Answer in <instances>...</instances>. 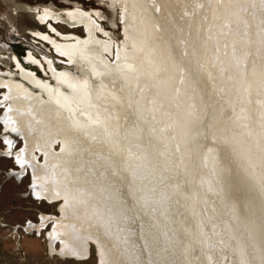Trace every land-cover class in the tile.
Returning <instances> with one entry per match:
<instances>
[{
	"label": "rangeland",
	"instance_id": "rangeland-1",
	"mask_svg": "<svg viewBox=\"0 0 264 264\" xmlns=\"http://www.w3.org/2000/svg\"><path fill=\"white\" fill-rule=\"evenodd\" d=\"M177 1L183 3V5L185 6L190 7L188 12L190 18L187 19L185 17L184 11H180V12L176 11L175 13H172L171 14L173 15L172 20H175L176 22L177 21L184 22L185 28L183 27L181 32H179L180 29H178L177 26L172 25L169 27L170 32L163 34L165 36L163 40H166V37L168 39L169 37H175L174 52L177 55L179 54L178 57L179 63L175 62V66H176L175 77L174 79H172V76L168 77L170 79L168 81L171 84L169 85L173 87V89H177L179 87L181 89L180 84L184 75L188 74L189 72L194 73L195 83L187 88V90H189V88L191 90L189 92L186 91V95H184L182 103L184 105L188 104V106L192 110V113H195L192 114L191 116L193 121H197L195 128H193L194 131H192V134L205 135L206 133L207 139L205 143L200 146L198 152L190 157L191 160L188 159V161L186 162L187 164L190 163V166L189 165L187 166L186 164H185L186 167L184 166V164L183 166H180L182 165L181 154L183 151L180 148H178L177 145L173 144V140L175 139L174 137L175 134L172 127L174 126V123L176 121L175 117L173 116L174 111L168 109L165 110L163 113L155 112L156 113L155 114L154 112L152 113L153 110L152 111L149 110L147 114H143L144 116H146L145 118H147L145 121L147 123L143 122L144 124H140V122L142 123L141 118H138V116H131L134 112H132V110L130 109V112L132 113L131 115L128 116L129 119H127V126L130 129H138L139 126L140 128H142V132L144 131V134L149 135L148 139L144 140L141 139L138 134L131 135L130 133L131 136H134V140L132 137L131 140H129L130 135L128 139L126 137L125 140V135L121 133H115L116 135L119 136V137L117 136L118 140L122 141L124 139L126 141L125 142L123 140L125 145L124 148L122 150H119V152L117 153L107 150V153H105L103 156L107 158L108 157L111 158L114 156L119 161H122V158L126 157L124 155L130 154L128 157L132 158V156L138 157L142 154L145 156V160H146L145 163L147 161L148 163L146 164L143 163L141 164L140 167L139 165H137L136 167L135 164V168H134V164L130 165L128 163L130 167L129 165H127L129 167L127 168L130 170L126 168L128 175L126 177V183L124 188L121 186L120 182L117 183V186H119L118 188L119 193L121 192L125 196L127 207L125 206L124 207L126 209L122 206L119 208L116 207L115 210H111L109 206H105L104 207L105 210L103 209V214H104L103 218L106 219L104 221L105 223L103 222L104 227L103 225H101V223H99L96 226L95 224L92 223V233L93 235L95 234L98 235L99 238H101L100 241L102 243L103 241H105V244L103 243V245L106 249L107 255L109 257L111 256L110 259L112 261L114 260L112 264H127V263L135 264L136 262L137 264H157V263L172 264L174 262H175L174 264H185V263L235 264L236 254L245 258L247 262H250L249 260H251L252 257L249 253V251L251 250H248L247 247L248 239H254L253 237L255 236L257 237V239L258 238L264 239V214L260 216V220L263 221L262 222L263 225L261 223V228H260L261 231L258 232L255 231L256 232L255 233L253 230H249L250 232L248 237L246 236L243 237L242 235L237 234L238 232L235 231V229L232 227L235 226L233 224L234 221L233 215H235L237 211L234 205L232 204V202L229 201L228 203L225 200L224 191L226 190L225 187L228 185L229 181H232V184H234L235 188L243 187L245 185V181L244 179H236L235 177L236 170H233V173L231 177L228 178V180L222 178L217 172L218 169H216V167L213 165H215V156H216L215 151L217 147L219 148L218 144H220L221 141L224 142L225 138H227L231 142L229 149H233L236 148L237 145H253L255 144L256 140H258L257 137H259L257 133L255 134L253 133V135L252 133L251 134L248 133L247 136L248 131L246 130H248V128L245 126L242 127L240 125L244 122L243 119L241 118V113H242V109L245 106V100L235 95L234 91L236 85H238V76L233 72L235 70L233 69V67L235 66L239 70L240 67L245 68L248 67L249 64L252 65V62H254V64L261 63V65L263 63L264 65V42L262 43L261 41V39L264 36L261 38V34L263 33H260V32H264L263 30L264 12L261 11L262 9H264V5L263 8L258 7V9H260L259 12H255L254 9L252 10L251 7L249 8V4H248L250 2L253 3L255 0L254 1L248 0L249 2L241 1V0L239 1L218 0L220 3H223V4L219 3L220 5H217L218 2L217 0H212V1L210 0L211 2L209 0L206 1L177 0ZM214 1H217L215 2L216 4H214ZM170 2L172 3V1ZM170 2H168L169 5H171ZM234 2L236 3L234 4ZM255 2H256L255 4L258 3L264 4L263 0H256ZM151 3L153 4L154 2H152V0H150L149 2L150 7H153L152 11L154 10L153 12L156 13L157 18H161V27L168 26L167 24L168 22L166 20L169 19V15H167L168 14L167 11H169V13H171V11L168 10L167 7L169 6H167V3L165 6L162 7V9L154 8V6ZM172 4H174V2ZM205 5L207 8L205 7ZM211 6L213 7L210 8ZM220 6L221 7L224 6V9L220 8ZM76 7L89 11L90 10L98 11V15L95 14L96 15L95 18L97 19L99 24L103 26V28L106 31H108V33L110 34L109 36L113 40L115 46L119 45L122 50L131 53V55L136 59V62L137 60L140 61L141 59L140 56L135 54L134 48L130 46L131 44L129 43L128 39L124 34V31L125 30L128 31L130 27V22L128 20H131L132 22L136 21V18H133L132 16V14L135 11V8L132 6L131 0H0V56H1L0 59L2 60L0 69L12 68L11 58L14 55L18 54L20 58L21 56H23V58L21 59H24L27 57V53L29 51L34 52V54L37 55L38 60L43 59L42 56L45 54L51 58V60L53 61V63L56 64L57 67L66 66L63 63L64 60L63 57L59 56V54H57L55 50H52L50 46H48L46 43L35 40L32 33L34 31H44L45 33H48L47 26L41 25V23H43L41 19L43 17V13L45 12L46 14L51 15V18H54V16L60 18L58 22L52 19L53 26L55 27L56 30H58L59 33L63 35L75 34L81 37H85L86 29L80 26V24H73L67 15L64 16L62 14L64 10L75 9ZM210 9L214 11L210 12ZM216 9H218L217 11L219 10L222 11V13L219 11L216 15L215 14L217 12ZM225 9L226 12H223L225 11ZM205 12L206 13L210 12L209 17L202 19V17H204L205 15ZM227 12L228 14L225 15V13ZM212 13H214L215 16H217L216 20H214L215 16H211L213 15ZM160 14H162V16ZM255 14H257V18H258L257 22L259 20L260 21L262 20L263 23L261 22L260 24L259 21V23L255 25L254 22L253 24L250 21L249 17ZM261 14H263L262 19H261ZM36 15H38L40 21L37 18H35ZM126 15L129 17L125 19L124 17ZM193 15L195 19H193L194 18ZM197 15L200 17H198ZM163 17L164 18L167 17L168 19H164ZM206 23L207 24L210 23L209 24L210 26L206 25ZM261 25L263 26L261 27ZM179 26L181 25H178V27ZM259 26L261 27V30H258L260 29ZM52 33L56 34V36L51 35L53 39L56 38V40L61 41L60 40L61 37L58 33L54 31H52ZM196 37L197 39L201 40V42H203L202 41L204 39L203 37H207L208 40L205 41L203 45L204 47L202 45L201 46L196 45L197 49L193 53V56L190 55L189 58L185 57V55L183 54V50L190 43L196 44V41H194L197 40ZM220 37H222V40H219ZM212 38H216V39L213 41ZM116 49L117 47H115V50ZM259 49L262 50L260 51ZM109 57H110L109 59L110 61H112L113 63L116 62V54H115V58L113 57L112 54H110ZM226 61H228V63ZM229 61L232 62L234 66H231V63ZM31 64L32 65L27 64L26 66L28 68H32L35 72L41 75V73L43 72V68L40 65L34 66L33 63ZM220 64H222V66H220ZM224 69L225 71L223 72L224 73L223 74L222 71ZM217 70L220 72V75H218L219 72ZM73 71L76 72V69H73ZM222 75L224 76V78H222ZM145 80H146L145 88L146 86H147L146 89L150 87V92L152 94L151 96L153 97L157 96L159 93L158 92L159 89L156 84H153L151 75L150 74L146 75ZM104 87L105 84L103 85L98 81L93 83V100L98 101V99L102 98L101 97L102 94L100 93V91L102 92V89H104ZM180 89L178 91H180ZM196 91H200V93L196 95ZM2 93L3 92L0 90V95ZM124 96L127 99H129V96L127 94H125ZM110 97L112 99L114 98V96H110ZM174 100H175L174 103L177 102L175 105L180 104V100L178 99H174ZM208 102H210L212 105L210 107L206 105L205 111L202 112L199 111L198 109L199 106L202 105L203 103L207 104ZM95 105L96 104H93L94 107ZM3 113L4 110L3 108L1 109L0 107V119L2 118ZM158 113L163 114L165 121L164 125L162 123H157V120L162 116L161 115L157 117L159 115ZM189 113L190 111L188 110L187 114ZM222 122L226 123L232 129L234 128V130H238V131H236L235 133L231 131L230 133L223 134L222 133L223 127L219 124ZM149 123L150 125H152V127L150 125L147 126V124ZM166 124L168 125L167 127ZM142 125L144 127H142ZM239 130L240 132L242 130L244 131H242L241 134ZM2 131H3V126L0 123V134L2 133ZM216 134L218 137L216 136ZM235 135L237 137H235ZM254 135L256 138H254ZM249 136L251 137V139L249 138ZM135 137H139L140 139ZM13 139H14V143H13L14 151L15 152L22 151L25 148L24 140L21 138V136H16V135H13ZM135 139H137L138 141ZM236 139L238 142H236ZM157 140H159V143L161 141L160 147H158V145H156L157 147H155V144L158 142ZM127 141L129 144L127 143ZM166 141L168 143H166ZM5 144L6 142L4 138L1 137L0 138V264H100V252H99L100 250L98 247V243L93 240H92L93 244L90 243L91 246L89 247V254L86 258H78L74 256L61 254L59 252L61 243H59L60 241L58 240L57 241L55 240L53 243L55 245L54 247L58 252L56 250L51 251V247H49L50 239L48 237V234L50 232H53L56 228V224L54 223L55 221L53 217H59L60 219H64L59 209L61 204L64 203V201H48L45 198L36 196L35 195L36 193L33 190L34 180L31 171L25 170L26 172H24L20 177H17L15 174L8 173L13 168L17 170H21V168L20 165H18V163L15 162L14 157L6 152L8 146ZM171 144L172 147L174 145L173 147L174 150L173 148L171 149V146H169ZM167 145L169 146L168 150L166 148ZM53 146H55L53 148L54 153H59L62 151V146L58 145V143L54 144ZM221 150H223V148H221ZM260 155H262L261 157L263 159L260 157ZM260 155L258 156V159L256 161V163L258 162L260 165H258L257 163L255 164V167H259V170L261 171L262 168L261 166L263 165L262 163L264 161V152L261 151ZM37 157L40 158V161L42 163L44 162L43 155L38 153ZM259 158L260 160L261 159L262 160L260 161ZM92 160H93L92 177L97 178L95 171L97 169H98L97 171L101 169L102 172H99L97 174L98 179H102L104 175H106V180L110 179L109 170L106 169L108 166L106 164H103L102 161L96 162L97 160H94L93 157ZM196 162H199L197 163L198 165H201L203 163L201 165L202 167L205 164L204 169L193 179V182L190 185L192 187H188V189L186 187V189H184L185 186L184 185L182 186L181 184L182 178L183 176H185L186 173H188L186 171H188L189 168H193L194 166H196L195 165ZM138 167L141 169H139ZM142 167L143 168L145 167L144 168L145 171L142 170ZM205 168L209 171H206ZM141 170L142 172L140 173ZM169 172H173V175L171 176L172 178L168 176ZM100 173H102L103 175ZM145 173L148 174V178L149 179L151 178V180L153 178L158 179L159 177L158 181L155 179H153V181H150L149 179L147 180L146 177L147 175ZM133 174L135 176H133ZM140 174H143L145 175L144 177H146L145 178L146 180L144 181L145 185L148 184L146 182L150 181V183L148 184V188L150 187L149 189L146 188L147 186H145L144 189H142V187L144 186L142 185L141 188L139 186L140 189L138 188L137 190V192L141 191L140 193H142L143 199H141L140 197L137 198L135 196L137 193L134 192V186H135L134 183L136 181L135 178ZM150 175L154 177L152 178ZM166 176L169 178H167ZM139 177L140 176H138V178ZM93 180L95 179L92 178V181ZM260 181L261 183H264V171L263 173L261 172L260 174ZM155 182L157 184H155ZM154 185L155 187H153ZM171 185L173 188L171 187ZM152 187L154 188L153 192H152L153 189ZM157 187H159V190L157 189ZM180 189H182L183 191L181 198L179 199L180 201L177 198H176L177 201H175L174 199L180 192L179 191ZM143 193L145 194L147 199L144 197ZM156 193L158 194V196ZM149 195L150 198L151 197L152 198L150 199V201H147ZM259 195H258L259 197L257 196L256 198L253 199V203H251V201L248 200L249 198L246 196L240 197L239 199H235L234 201L237 204V207L241 213L244 223L245 224L247 223L246 224L247 226L251 222V218L254 212L253 210L257 208L259 205L264 204V191L259 193ZM194 199L197 200L193 201ZM200 199H202V201L205 200V202L200 201ZM173 200L175 201V203L173 202ZM155 207L158 209V211H156ZM238 213L239 212H237V214ZM173 215H175L174 216L175 218H184L186 216L187 217L192 216V222L187 223L185 220L182 219L183 220L182 224H187V225L181 227H180V223L177 225L178 228L177 230L181 232L183 239L186 238L185 243L181 241L180 237L179 240L176 239L174 243L171 241L170 238L171 236L172 237L174 236L173 239L175 237L176 238L178 237L174 235L173 232H171L173 228H170L174 225L173 221L175 218L173 217ZM42 216L49 218L45 221L44 225H42L41 229L39 230V228L34 227L33 224L40 225L43 221ZM114 223H117V225L115 226ZM111 226L113 227V229H111ZM112 231H114V233ZM125 231L128 232L126 233ZM184 231H186L187 237H185L186 234L182 233ZM127 234L129 237L127 236ZM108 235H110V237H108ZM113 235L121 236L122 238H125L126 241L119 240ZM111 237L112 238L114 237V239L116 238L117 241L111 239ZM238 239L240 242L238 241ZM113 240L114 243L111 242ZM170 242H172V245H170ZM186 244L188 247L186 246ZM125 252L129 254L130 258H128ZM185 252L186 254L187 252L189 254L190 260L188 262L183 261L184 260L183 256L186 255ZM135 253H137V255H135ZM159 253L161 254V256H159L160 255ZM135 256L137 258H135ZM159 258H161L162 262ZM131 259L132 260L136 259V260L132 261ZM138 259L139 261H137ZM128 261H130V263Z\"/></svg>",
	"mask_w": 264,
	"mask_h": 264
},
{
	"label": "bare ground",
	"instance_id": "bare-ground-1",
	"mask_svg": "<svg viewBox=\"0 0 264 264\" xmlns=\"http://www.w3.org/2000/svg\"><path fill=\"white\" fill-rule=\"evenodd\" d=\"M167 1L168 0H152V2L154 3L153 4L151 3L154 6V8L162 9V7L166 5V3L167 6H169L167 7L168 10L171 11V13L167 11L168 13L167 15H169V19L167 17L166 18L163 17L164 19H168L166 20L168 22L167 23L168 26L161 27V18H157L156 13L153 12L154 10L152 11L153 7H150L149 4L150 0H131L132 6L135 8V11L132 14V16L133 18H136V21L132 22L131 20H128L130 22V27L128 31L126 30L124 31V34L128 39L129 43L131 44L130 46L134 48L135 54L140 56L141 58L140 61L137 60L136 62V59L131 55V53L122 50L119 45L115 46L113 40L109 36L110 34L108 33V31H106L95 18L96 16L95 14L98 15V11L96 10L89 11L76 7L75 9L64 10L62 14L64 16L67 15L73 24H80V26L86 29L85 37H81L75 34L63 35L59 33L58 30H56L55 27L53 26L52 19L58 22L60 18L57 16L51 18V15L46 14L45 12L43 13V17L41 19L43 21L41 25L47 26L48 33H45L44 31H34L32 33L35 40L46 43L48 46H50L52 50H55V52L59 54V56L63 57L64 59L63 63L66 66L57 67L56 64L53 63L51 58L45 54L42 56L43 59L38 60L37 55H35L34 52L29 51L27 53V57L24 59H21L18 54L14 55L11 58L12 68L0 69V90L3 92L0 95V107L1 109L3 108L4 110V113L2 114V118L0 119V123L3 126V131L0 134V138L1 137L4 138L6 142L5 145L8 146L6 152L14 157L15 162L18 163V165H20L21 168V170H17L13 168L8 173H12L15 174L17 177H20L24 172L29 170L32 172L33 175V180H34L33 190L35 191L36 196L45 198L48 201H64V203L61 204L59 208L62 213V217L64 219H60L59 217H53L55 221L54 223L56 224V228L53 232H50L48 234V237L50 239L49 247H51V251L56 250V248L54 247L55 245L53 243L55 240L56 241L58 240L60 241L59 243H61V247L59 249V252L61 254L74 256L78 258H86L89 254V247L91 246L90 243H92L93 240L98 243V247L100 250L99 251L100 264L113 263L114 260L112 261L110 259L111 256L109 257L107 255L106 249L103 245V243L105 244V241H103L102 243L100 241L101 238H99L98 235L96 234L93 235L92 223L95 224V226L98 225L99 223L103 225V222L106 220L103 218L104 217L103 209L105 206H109L111 210H115L116 207L118 208L122 206L127 207L125 196L121 192H120L121 194L119 193V189H118L119 186H117V183L120 182L121 186L124 188L126 183V177L128 175L127 169L130 167V165L134 164V168H135V164L136 167L137 165H139L140 167L141 164L145 163L146 161L145 156L142 154L141 155L138 154L140 155L138 157L132 156V158L128 157L130 154L124 155L126 157L122 158V161H119L114 156L111 158L110 157L107 158L103 156L105 153H107V150L117 153L119 152V150H122L124 148L125 146L123 142L124 139L122 138L123 139L122 141L118 140L119 136L116 135L115 133H121L125 135V140L126 137L128 139L130 133L131 135L138 134L141 139L144 140L148 139L149 135L144 134V131L142 132V128H140L139 126L138 129H130L127 126V119H129L128 116L131 115L132 112H134L133 113L134 115L132 114L131 116H138V118H141L142 121V123L140 122V124H144L147 123L145 122L147 118H145L146 116H144L143 114H147L149 110L151 111L153 110L152 113L153 112L163 113L165 110L168 109L174 111L173 116L175 117L176 121L174 123V126L171 127L173 128L175 134L174 136L175 139L173 140V144L177 145L178 148H180L183 151V152L181 151L182 165L180 166H183V164L184 166L185 164L187 166L188 165L190 166V163L187 164L186 162L188 161V159H190L191 156L195 155L198 152L200 146L204 144L207 139L206 133L205 135L192 134V131H194L193 128H195L197 124V121H193L191 118L192 114L195 113H192V110L188 106V104L184 105L182 103L183 97L184 95H186V91L189 92L191 90L190 88L189 90H187V88L195 83L194 73L189 72L188 74L184 75L180 84L181 89L180 87L177 89H173V87L170 86L171 84L168 81L170 80L168 77L172 76V79H174L175 77L176 74L175 62L179 63L178 61L179 54L177 55L174 52L175 37H169V39L166 37V40H163V38H165L163 34L169 33L170 32L169 27L172 25L177 26V28L180 29L179 32H181L182 28L183 27L185 28V23L180 21L176 22L175 20H172L173 15L171 14L175 13L176 11L178 12L184 11L185 17L189 19L190 17L188 15V12L190 7L183 5V3L178 2L177 0L176 1L169 0L168 2L170 1H172V3L174 2V4L170 2L171 5H169ZM217 1H214V4H216L215 2ZM241 1L249 2L248 0H241ZM255 1L253 3L252 2L248 3L249 8L251 7L252 10L253 9L255 10V12H259L260 9H258V7L263 8L264 4L262 3L255 4L256 3ZM219 3L220 2L218 1L217 5L223 4V3L220 4ZM235 3L236 2H234V4ZM212 7L213 6H211L210 8ZM220 8L224 9V6L223 7L220 6ZM218 9H216V11ZM211 11L214 10L210 9V12ZM219 11L214 13L217 15ZM261 11L264 12V9H262ZM210 12L209 13L205 12L204 17L201 16L202 19L209 17ZM220 12L222 13V11ZM223 12H226V9ZM214 13H212L213 15L211 16H215ZM226 14H228V12L225 13V15ZM160 15L162 16V14ZM126 16L124 17L125 19L129 17ZM216 17L217 16H215V18L214 17L212 18L216 20ZM262 17L263 14H261V19ZM249 18L252 23L253 22L255 23V25H257V23H259L260 21L259 20L257 22L258 19L257 14L252 15ZM193 19H195V17ZM261 22L263 23L262 20L260 21V24ZM209 24L206 23V25ZM178 25L181 26L178 27ZM263 25H261V27ZM261 27L259 26L260 29L258 30H261ZM52 31L60 35L61 41H58L56 40V38L53 39V37H51V35L56 36V34L52 33ZM260 33H263L261 34V38H262L264 36V32H260ZM203 38H204L202 40L203 42H201V40L197 39L196 37L197 40H194L196 41V44L186 43L188 45L183 50V54L185 55V57L189 58L190 55L193 56V53L197 49L196 45L199 46L204 45L205 41L208 39L207 37H203ZM212 39L214 41L216 38H212ZM219 40H222V37H220ZM261 41L262 43L264 42V37L261 39ZM115 47H117L116 50ZM110 54H112L114 58L116 54L115 63L109 60ZM1 61L2 60L0 59V64ZM30 62L33 63L34 66L40 65L43 68V72L41 73V75L35 72L32 68H28L26 66L27 64L32 65ZM226 62L228 63V61ZM230 63L231 66H234L232 62ZM220 66H222V64H220ZM234 67L233 69L235 70L233 72L238 76V85H236L234 92L235 95L245 100V106L242 109V113H241V118L243 119L244 122L240 125L242 127L245 126L248 128V130H246L248 131L247 136L248 133L249 134L252 133V135L253 133L254 134L257 133L259 137H257L258 140H256L255 144L253 145H237L236 148L233 149H229L231 142L230 140L224 137L225 141L224 142L221 141V143L218 144L219 148L217 147L215 151L216 153L215 165H213L212 163L211 164L215 166L216 169H218V171L216 169L215 170L219 173L220 177L222 178L228 180V178L231 177L233 170H236L235 171L236 179H244L245 185L243 187H237V188L234 187L232 181H229L228 185L226 184L227 186L225 187L226 190L224 191L225 193L224 198L228 203L229 201L232 202L236 211L239 212L238 214L236 212V214L233 215V220L235 221V222L233 221V224L235 226L232 227L235 229V231L238 232L237 234H240L243 237L244 236L248 237L250 232L249 230H253L254 232L261 231L260 228H261V223L263 221L260 220V216L264 214V204L259 205L257 208L253 210L254 212L253 215L251 214L252 215L251 222L247 226L246 225L247 223L246 224L244 223L241 213L237 207V204L234 201L235 199H239L240 197L246 196L249 198L248 200H250L251 203H253V199L256 198L259 195V193L264 191V183H261L260 181V174L261 172L263 173L264 171V161L262 163L263 165L261 166L262 167L261 171L259 170V167H255V164L258 163V162L256 163L258 156L261 154V151L264 152V65L263 63L261 65V63L254 64V62H252V65L249 64L248 67L245 68L240 67L239 70L238 68L236 67L234 68ZM73 69H76V72H74ZM224 71L225 69L222 71V73ZM148 74L151 75L153 84H156L159 89L158 90L159 93L155 97L151 96L152 94L150 92V87L146 89L147 88L146 86L145 88V84H146L145 76ZM218 75H220V72L218 73ZM222 78H224L223 75ZM97 81L102 83L103 85L105 84V87L104 89H102V92L100 91V93L102 94L101 96L102 98L98 99V101L93 100V83ZM179 89L180 91H178ZM199 93L200 91H196V95ZM125 94L129 96V99H127L124 96ZM110 96H114V98L116 99L114 98L112 99ZM174 99L180 100V104L175 105L177 102L174 103L175 101ZM93 104H96L95 107L93 106ZM206 105L210 107L212 104L210 102H208L207 104L203 103L202 105L199 106L198 108L199 111L201 112L205 111ZM130 109L132 110V112H130ZM188 110L190 111L189 114H187ZM159 116H161V118L157 120V123H162L164 125L165 121L163 114H159L157 117ZM167 124L166 127L168 126ZM219 124L223 127V131H222L223 134L230 133L231 131L234 133L238 131V130H234V128L232 129L226 123L222 122ZM148 125H150V123L147 124V126ZM150 126L152 127V125ZM142 127L144 126L142 125ZM13 135L21 136V138L24 140L25 148L20 152L14 151ZM131 135L129 140H131V137L134 140V136ZM139 137H135V138L140 139ZM235 137L237 136L235 135ZM249 138L251 139L250 136ZM254 138H256L255 135ZM157 141L158 142L155 144V147H157L156 145L160 147L161 141L160 143L159 140ZM236 142H238L237 139ZM57 143L58 145L62 146V151L59 153H54L53 148L55 146L53 145ZM166 143L168 142L166 141ZM169 146H171V149L173 148L172 144ZM169 146L167 145L166 147L167 150L169 149L168 148ZM221 148H223V150H221ZM38 153L44 156L43 163L40 161V158L37 157ZM261 156L262 155H260V157ZM92 157L94 158V160H97L96 162L102 161L103 164H106L108 166L106 169L109 170L110 173L109 177L111 181L110 179L106 180V175H104V177L102 176L103 177L102 179H98L97 174L99 172H102L101 169L99 171H97L98 169L95 171L97 178L92 177V161H93ZM146 163H148V161ZM197 163L199 162H196L195 164L196 166H194L193 168L188 167L189 170L191 169L190 172L189 170L188 171L185 170L188 173H186L185 176H183L181 182L182 186L183 185L185 186L184 189H186V187L187 189L188 187H192L190 185L192 184L193 179L204 169L205 164L202 167L201 165L203 163L201 165H198ZM127 165H129V167ZM258 165L260 164L258 163ZM144 168L142 167V170H144ZM142 170L140 171V173L142 172ZM206 171L209 170L206 169ZM146 175L148 180L149 179L148 174ZM172 175L173 172H169L168 176H170V178H172L171 177ZM133 176L135 175L133 174ZM138 176L140 177L138 178ZM138 176H136L135 178L136 180L135 183L133 182L135 185L134 192L137 194L136 195L134 193L133 194L137 198L140 197L141 199H143V195L142 193H140L141 191L140 192L138 191L140 194L137 192L139 186L141 188V186L144 185L142 189H144L145 186H147L146 188L149 189L150 187L148 188V184L150 183V181H153V179L155 178H153L154 176L152 177L150 175L153 179L151 180L150 178L149 179L150 181L146 182L148 184L145 185L144 183V181L146 180L145 179L146 177H144L145 175L140 174ZM92 178H94L95 180L92 181ZM158 179L155 180L158 181ZM155 184L157 183L155 182ZM153 187H155V185ZM157 189L159 190V187H157ZM153 190L154 188L152 189V192ZM179 191L180 192L179 193L177 192L178 195L176 197L174 195L175 199L174 198L173 199L175 201H177L176 198L178 200L181 198L183 191L182 189H180ZM144 197L147 199L145 194ZM151 198L149 195L147 201H150ZM174 200L173 202L175 203ZM195 200L197 199H194L193 201ZM200 201H202V199H200ZM202 202H205V200H203ZM155 209L156 211H158L156 207ZM174 216L175 215H173V217ZM186 217H184L185 219L174 217L176 219V220L174 219L173 221L174 227L172 226L170 228H173L171 232H173V234L178 237L177 238L175 237L174 239H173L174 236L170 237L173 243L176 239L179 240V237L181 241L185 243L186 238L183 239L181 232L177 230L178 229L177 225L179 223H180V227L187 225V224H182L183 220H185L187 223L192 222V216H188L187 218ZM48 218L49 217L42 216L43 219L42 223L40 225L33 224V226L39 228L40 230L42 225H44L45 221ZM117 223H114L115 226L117 225ZM111 229H113L112 226ZM112 232L114 233V231ZM182 233L186 234L185 237H187L186 231ZM113 236L118 238L119 240L122 241L125 240V238H122L121 236L118 235H113ZM108 237H110V235H108ZM114 237L113 238L111 237V239H114ZM116 238L114 240H116ZM253 238L254 239H248V246H247L248 250H251L249 251L252 257V259L249 260L250 262H247L245 258L235 253L236 254L235 264H264V239H259V238L257 239L256 236ZM114 240L111 242L114 243ZM172 242H170V245H172ZM126 254L128 258H130L129 254L128 253ZM135 255H137V253H135ZM159 256H161V254ZM135 258L137 257L135 256ZM159 259L161 260V258ZM183 259H184L183 261L185 262H188L190 260L188 252L186 255L183 256ZM133 260L135 261L136 259ZM137 261H139V259ZM128 262L130 263V261ZM135 264H137V262Z\"/></svg>",
	"mask_w": 264,
	"mask_h": 264
},
{
	"label": "flooded vegetation",
	"instance_id": "flooded-vegetation-1",
	"mask_svg": "<svg viewBox=\"0 0 264 264\" xmlns=\"http://www.w3.org/2000/svg\"><path fill=\"white\" fill-rule=\"evenodd\" d=\"M35 18H37V19L39 20L38 15H36ZM39 21H40V20H39ZM21 58H23V56H21ZM0 65H1V64H0Z\"/></svg>",
	"mask_w": 264,
	"mask_h": 264
}]
</instances>
